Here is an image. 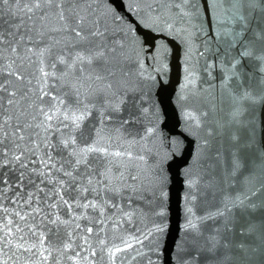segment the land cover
Returning a JSON list of instances; mask_svg holds the SVG:
<instances>
[{
    "label": "water",
    "instance_id": "1",
    "mask_svg": "<svg viewBox=\"0 0 264 264\" xmlns=\"http://www.w3.org/2000/svg\"><path fill=\"white\" fill-rule=\"evenodd\" d=\"M46 8L0 3V264H264V0Z\"/></svg>",
    "mask_w": 264,
    "mask_h": 264
},
{
    "label": "snow or ice",
    "instance_id": "2",
    "mask_svg": "<svg viewBox=\"0 0 264 264\" xmlns=\"http://www.w3.org/2000/svg\"><path fill=\"white\" fill-rule=\"evenodd\" d=\"M3 0H0V3H2ZM34 3L37 4V6H39L40 4H44L47 6L46 8V12L47 10H51L52 12H54L55 14H58L59 18L61 20L64 19V14L65 12L68 10L67 8H65V5H72L73 3H77L79 2V0H33ZM253 2V0H230V3H232L234 6L235 5H243V4H251ZM233 16L239 20V22L241 23V25H245V19L243 14H241L239 12V9H237L236 12L233 13ZM230 22V21H229ZM246 27V25H245ZM251 31V29H246ZM231 35V34H229ZM253 36L258 39L260 41V43L262 45H264V35H260L258 33H255L253 31ZM2 32H0V43H2ZM246 47H248L246 45ZM241 54L244 56V58H248L249 56L252 55L251 52L245 51L244 49H241ZM257 59L264 61V49H262V54L256 57ZM261 87L264 88V81H261ZM0 91H2V84H0ZM242 98L248 101H252L253 98L251 97V95L247 92V91H242L241 93ZM0 103H2V101H0ZM0 121H2V117H0ZM3 136V133L0 132V137ZM3 153V147H2V141H0V154ZM255 191V189L253 190ZM260 194L262 196H264V185L261 186L260 188ZM90 231V230H89Z\"/></svg>",
    "mask_w": 264,
    "mask_h": 264
}]
</instances>
